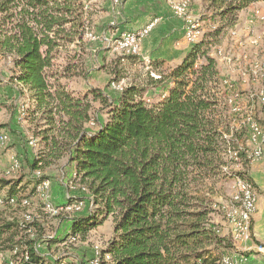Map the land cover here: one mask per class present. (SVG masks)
Here are the masks:
<instances>
[{
  "label": "trees",
  "instance_id": "16d2710c",
  "mask_svg": "<svg viewBox=\"0 0 264 264\" xmlns=\"http://www.w3.org/2000/svg\"><path fill=\"white\" fill-rule=\"evenodd\" d=\"M84 1L0 0V60L9 59L18 72L14 80L28 88L21 105L0 100V108L18 123L41 124L33 139L41 151L26 159L31 171L40 173L63 158L71 171L74 195L53 216L66 219L67 230L44 242L86 240L110 218L112 237L98 264H222L238 253L231 232L221 235L211 216L222 183L232 175L256 194L249 133L254 123L264 135L255 116L264 119V82L257 92L234 89L210 51L224 30L233 31L238 13L264 7V0H201L205 14L199 21L208 31L179 64L165 67L167 73L157 71L164 61H150L158 79L148 78L149 87L167 85L155 104L136 85L121 89L113 102L96 91L74 97L60 83L52 71L55 55L71 46L83 49L91 33ZM95 101L108 108L105 121L93 120ZM0 130L15 133L8 123ZM233 165L242 171L235 173ZM44 181L0 178L1 204L23 206ZM42 212L30 222L0 220V254L9 255L3 264H65L36 250L45 230Z\"/></svg>",
  "mask_w": 264,
  "mask_h": 264
},
{
  "label": "rangeland",
  "instance_id": "374dc122",
  "mask_svg": "<svg viewBox=\"0 0 264 264\" xmlns=\"http://www.w3.org/2000/svg\"><path fill=\"white\" fill-rule=\"evenodd\" d=\"M187 1V15L195 22L199 21L202 14H205L201 6V0ZM84 2L89 20L88 33L91 32L92 34L84 40L85 46L83 49L71 46L62 49L55 55L52 71H55L57 76L61 78L60 83L74 97L96 91L103 96H107L113 102L121 89L136 85L145 88L143 99L147 103L155 104L159 102L165 94L167 85L163 83L157 87H149L148 78L158 79L157 71L167 73L168 69L165 67L169 68L174 65L165 64L164 67L156 71L150 66L149 60L143 59L140 52L138 56L131 57L125 56L131 54H120L114 51L110 46L113 41L112 38L109 37L110 40L107 43L102 39V36H105L103 32H106L108 28L106 26L100 27L101 19L99 17L105 15L101 8L104 0H85ZM111 2L114 3L112 0ZM173 18L175 17L173 16ZM179 21L181 22V20ZM181 23L184 37V24ZM199 23L197 29L200 32L199 37H201L202 32L208 31V27L206 21L204 23L199 21ZM232 30V32H229V29L222 32L211 48V55L216 58L218 67L222 68L224 80L231 83L234 89L244 92H257L261 83L264 82L263 5L255 4L251 8L238 13L236 25ZM186 43L191 45L188 41ZM17 73V69L9 59L0 60V100L3 105L15 107L26 100L28 88L14 80ZM17 94H19V97H17ZM15 100L16 103H13ZM91 107L93 120L105 121L107 119L108 108L106 106H102L98 101H95L91 103ZM255 116L260 123H264L263 116L260 113ZM6 123L10 125L15 133L6 130L0 131V136L5 135L6 137L4 143L1 144L0 142V178L17 179L18 177H25L26 180H34L37 177H44L46 179L44 182H47L48 187L37 193L38 195L35 198H31L28 205L3 206L0 201V220L20 222L23 219L25 220L27 215L33 219L38 217L40 212H44L45 204H49L55 212L52 214L44 213L46 219H40L45 230L42 238L36 243L37 252L46 259H64L65 264H95L99 252L105 249L107 242L112 237L111 219L108 218L102 226L89 232L86 240L79 239L72 243L48 246L44 242L45 237L59 238L68 227L66 219L61 217L54 219L53 216L59 213L56 207L61 203H66L67 196L74 195L72 187L68 184L71 171L66 165L65 158L46 167L40 173L31 171L26 165V159L37 157L41 148L38 140L37 142L33 140L32 146L29 145V140L35 138L36 133L41 129V124L32 120L30 122L25 120L19 122V124L17 117L13 116L9 109L0 108V124ZM15 162H17L18 168L12 171ZM231 169L235 173L242 171L240 167L234 165L231 166ZM239 178V176L232 175L229 180L222 183L221 190L216 198V203L220 204V208L218 205L213 208L215 213L211 218L219 226L220 234L223 236L230 235L232 229L226 213L229 212L228 205L232 201L231 196L234 195L233 192L237 191V179ZM78 207L80 208L79 205ZM237 243L239 242H235L234 245ZM231 251H229V254L232 253ZM8 261V254H0V264Z\"/></svg>",
  "mask_w": 264,
  "mask_h": 264
},
{
  "label": "crops",
  "instance_id": "0c3cea01",
  "mask_svg": "<svg viewBox=\"0 0 264 264\" xmlns=\"http://www.w3.org/2000/svg\"><path fill=\"white\" fill-rule=\"evenodd\" d=\"M112 1L114 3L111 0H104L101 7L105 15L99 17L100 27H108L103 35L114 39L123 32H134L156 21L151 32L140 43L143 59L162 60L165 64L174 66L181 62L191 45L186 43L182 23L173 18L166 7L165 0ZM218 69L222 77V68L218 67ZM223 70L225 71V68ZM13 103H16V100ZM249 174L256 186V211L252 217L250 239L235 245L238 253L235 256L242 260V264H263L264 257L257 252L256 248L259 245L264 246V144L262 155L260 159L251 163ZM242 253L247 256H243ZM233 259L237 262L235 257Z\"/></svg>",
  "mask_w": 264,
  "mask_h": 264
},
{
  "label": "built area",
  "instance_id": "2783aa9c",
  "mask_svg": "<svg viewBox=\"0 0 264 264\" xmlns=\"http://www.w3.org/2000/svg\"><path fill=\"white\" fill-rule=\"evenodd\" d=\"M169 10V6H166ZM171 14L181 20L184 24V38L190 44L196 43L200 39V32L198 31L199 21L195 22L188 15V9L169 10ZM150 23L145 26V30L141 31V38H134V32H124L118 37L111 39L116 40V47H127L128 51H134V55L138 56L140 52V43L141 41L151 32L155 25ZM110 39L106 36H103V41L107 43ZM117 89V87H115ZM1 144L3 142V136H0ZM249 144L254 145V152H250L249 156L252 162L260 159L262 152L261 149H257L254 143V134H253V123L250 125L249 133ZM29 145H33V139L29 140ZM46 186H40L36 189L47 188ZM80 206V205H79ZM225 208V207H223ZM54 210V209H52ZM228 213H226L227 219L232 227V238L235 242H246L250 239V221L256 211V194L255 192H248L247 189H244V185L237 182V191L232 197L231 203L228 205ZM32 219H26L25 221L30 222ZM257 252L264 257V246L259 245L256 248ZM227 257H235L237 259V264H242V260L235 255L226 256L222 258V263L227 264ZM97 264V260H95ZM264 264V263H263Z\"/></svg>",
  "mask_w": 264,
  "mask_h": 264
},
{
  "label": "bare ground",
  "instance_id": "6f19581e",
  "mask_svg": "<svg viewBox=\"0 0 264 264\" xmlns=\"http://www.w3.org/2000/svg\"><path fill=\"white\" fill-rule=\"evenodd\" d=\"M165 2L169 6L170 10H177V8L188 9V1L187 0H165ZM152 23H154V22H152ZM140 30H145V27L141 28ZM134 38H141V31H135L134 32ZM110 46H111V48L114 51H116V52H118L120 54H131V55H134V51H128L127 47H116V40H113ZM260 129H259V126H257L256 124L253 123V134H254L255 147H257V149H261V152H262V146L264 144V137H263L264 135L262 134ZM2 136H3V142H5L6 137H5V135H2ZM250 151L254 152V145H251V150ZM17 168H18V165H17V162H15L13 164V167H12L11 170H15ZM240 184L244 185V189H247L248 192H255L247 184H244V183H241V182H240ZM46 185H48L47 182H43L40 186H46ZM45 189L46 188L37 189V192L40 193V192H42ZM23 204L24 205H28V203L26 201H24ZM76 210H79V207H76ZM54 212L55 211L52 210V208L50 207L49 204H45L44 213L52 214ZM26 219H31V217L27 215V216H25V220ZM97 264H98V260H97ZM227 264H237V262L235 261V259H233V257H227Z\"/></svg>",
  "mask_w": 264,
  "mask_h": 264
}]
</instances>
